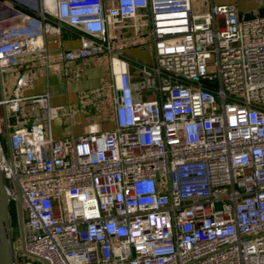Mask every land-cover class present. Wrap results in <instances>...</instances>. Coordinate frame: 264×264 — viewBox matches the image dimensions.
Here are the masks:
<instances>
[{
	"label": "built area",
	"instance_id": "2783aa9c",
	"mask_svg": "<svg viewBox=\"0 0 264 264\" xmlns=\"http://www.w3.org/2000/svg\"><path fill=\"white\" fill-rule=\"evenodd\" d=\"M63 31L79 46L59 65L108 58L114 127L55 139L61 108L22 95L28 72L0 99V172L9 205L19 193L29 264H264V14L0 0V75L35 56L50 68ZM129 46L151 61L128 60ZM13 251L19 264L20 239Z\"/></svg>",
	"mask_w": 264,
	"mask_h": 264
},
{
	"label": "crops",
	"instance_id": "0c3cea01",
	"mask_svg": "<svg viewBox=\"0 0 264 264\" xmlns=\"http://www.w3.org/2000/svg\"><path fill=\"white\" fill-rule=\"evenodd\" d=\"M231 4L235 5L238 13L246 18L264 14V0H202L201 11L193 10L192 0V10L201 13L207 12L211 6ZM78 46L77 36L72 32L63 31L61 38L51 37L48 40L50 68H45L39 56H35L28 57L19 68L12 70L14 78L10 83L2 78L1 72L5 97L13 89L22 72L29 73V82L21 92L24 97L37 96L46 92L50 94L51 106L61 108L59 118L51 124L52 136L55 139L83 134L86 129L97 127L99 124L105 126L98 129L101 131L114 127L111 103L114 75L108 58H90L60 65L56 62L55 54L59 49H71ZM135 48L134 46L126 48L124 51L126 58L130 61L148 63V61L135 59L139 54ZM132 78L135 79L134 75ZM2 120H4L3 114ZM10 120H12L11 117Z\"/></svg>",
	"mask_w": 264,
	"mask_h": 264
},
{
	"label": "water",
	"instance_id": "95a60500",
	"mask_svg": "<svg viewBox=\"0 0 264 264\" xmlns=\"http://www.w3.org/2000/svg\"><path fill=\"white\" fill-rule=\"evenodd\" d=\"M0 94L1 99L3 98V88L0 75ZM2 113L4 117L6 138L8 144V116L5 106H2ZM10 157V152H9ZM15 208L17 211L18 222H19V239L20 247L22 253L26 256L27 252L25 250V239H24V229H23V216L22 208L20 203L19 193L17 191V197L15 200ZM0 264H14V251H13V231L12 224L9 213V196L5 190L3 178L0 172ZM33 264H49L45 260H40V262H33Z\"/></svg>",
	"mask_w": 264,
	"mask_h": 264
},
{
	"label": "rangeland",
	"instance_id": "374dc122",
	"mask_svg": "<svg viewBox=\"0 0 264 264\" xmlns=\"http://www.w3.org/2000/svg\"><path fill=\"white\" fill-rule=\"evenodd\" d=\"M202 0H193V10H199L201 11L202 8ZM135 49L138 50L139 54L137 55L138 57H135V59H140V60H143V61H151V58H152V55H151V49L148 47V46H142V47H136ZM130 67L132 69V62H130ZM14 69H8V70H3L2 71V78L5 79V81H9L8 83H10L13 78H14V72L12 71ZM88 75V74H86ZM105 126L103 124H99L97 125V128H104ZM81 129V128H80ZM13 132V128L11 125H9V133H12ZM3 146H4V149L5 151L7 152V146H6V141H5V138L3 137ZM13 208V207H12ZM13 210H15L13 208ZM19 264H22L21 262Z\"/></svg>",
	"mask_w": 264,
	"mask_h": 264
},
{
	"label": "flooded vegetation",
	"instance_id": "af4514ba",
	"mask_svg": "<svg viewBox=\"0 0 264 264\" xmlns=\"http://www.w3.org/2000/svg\"><path fill=\"white\" fill-rule=\"evenodd\" d=\"M9 213H10V219H11V223H12V227H13V233H16V232L19 233V222H18L19 220H18L16 208H15V210H13V208L9 209ZM22 216H23V224H24L25 213L23 211H22ZM15 241H17V239ZM18 260L22 264H29L30 263V259L27 256L23 255L22 250H21V255H20Z\"/></svg>",
	"mask_w": 264,
	"mask_h": 264
},
{
	"label": "trees",
	"instance_id": "16d2710c",
	"mask_svg": "<svg viewBox=\"0 0 264 264\" xmlns=\"http://www.w3.org/2000/svg\"><path fill=\"white\" fill-rule=\"evenodd\" d=\"M12 207L15 209L14 204L9 205V209H11ZM11 224H12V223H11ZM13 239H14V240L19 239V233H18V232L13 233Z\"/></svg>",
	"mask_w": 264,
	"mask_h": 264
},
{
	"label": "bare ground",
	"instance_id": "6f19581e",
	"mask_svg": "<svg viewBox=\"0 0 264 264\" xmlns=\"http://www.w3.org/2000/svg\"><path fill=\"white\" fill-rule=\"evenodd\" d=\"M49 4V3H48Z\"/></svg>",
	"mask_w": 264,
	"mask_h": 264
}]
</instances>
